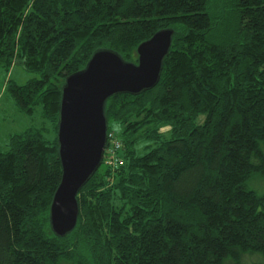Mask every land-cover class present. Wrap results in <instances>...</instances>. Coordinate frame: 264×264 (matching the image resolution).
I'll list each match as a JSON object with an SVG mask.
<instances>
[{
    "label": "trees",
    "instance_id": "trees-1",
    "mask_svg": "<svg viewBox=\"0 0 264 264\" xmlns=\"http://www.w3.org/2000/svg\"><path fill=\"white\" fill-rule=\"evenodd\" d=\"M164 28L158 84L106 104L121 164L99 168L56 236L66 77L101 48L137 62ZM14 64L40 76L8 92L56 137L31 126L0 148V264H264V194L249 185L264 177V0H0V67Z\"/></svg>",
    "mask_w": 264,
    "mask_h": 264
},
{
    "label": "water",
    "instance_id": "water-1",
    "mask_svg": "<svg viewBox=\"0 0 264 264\" xmlns=\"http://www.w3.org/2000/svg\"><path fill=\"white\" fill-rule=\"evenodd\" d=\"M174 35L173 28H164L140 43L137 62L125 60L112 49H98L83 69L66 77L57 125L62 177L49 212L50 227L56 236L64 237L75 229L80 213L78 194L103 164L108 99L154 88Z\"/></svg>",
    "mask_w": 264,
    "mask_h": 264
},
{
    "label": "rangeland",
    "instance_id": "rangeland-1",
    "mask_svg": "<svg viewBox=\"0 0 264 264\" xmlns=\"http://www.w3.org/2000/svg\"><path fill=\"white\" fill-rule=\"evenodd\" d=\"M40 75L34 72H28L21 64H14L8 71L0 67V148L6 149L8 147L9 134H16L25 131L31 126L37 128L46 127L49 129L45 136L47 139L56 137L53 127L49 122L41 117V111L39 108L32 117L23 114L15 100L8 92L9 81L15 82L19 85L26 84L30 79L37 78ZM110 126L118 134L124 126H117L114 122L110 123ZM168 127L162 129L163 133L169 135ZM145 142L142 144V148L145 146ZM143 153V149L140 150ZM102 169L106 167L105 163L102 164ZM117 167V166H116ZM110 168V167H109ZM112 168V169H111ZM114 170V167H111ZM250 188L260 194H264V177L256 176L249 182ZM59 264H72L69 261H61Z\"/></svg>",
    "mask_w": 264,
    "mask_h": 264
},
{
    "label": "built area",
    "instance_id": "built-area-1",
    "mask_svg": "<svg viewBox=\"0 0 264 264\" xmlns=\"http://www.w3.org/2000/svg\"><path fill=\"white\" fill-rule=\"evenodd\" d=\"M122 148V141L115 131H108L107 146L103 163L109 167H116L121 164L119 153Z\"/></svg>",
    "mask_w": 264,
    "mask_h": 264
},
{
    "label": "crops",
    "instance_id": "crops-1",
    "mask_svg": "<svg viewBox=\"0 0 264 264\" xmlns=\"http://www.w3.org/2000/svg\"><path fill=\"white\" fill-rule=\"evenodd\" d=\"M12 135H13L12 133L9 134V139H10V137H11ZM7 144H8V143H7Z\"/></svg>",
    "mask_w": 264,
    "mask_h": 264
}]
</instances>
